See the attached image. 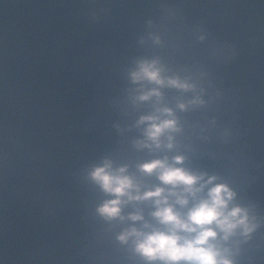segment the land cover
<instances>
[{
  "label": "clouds",
  "instance_id": "clouds-1",
  "mask_svg": "<svg viewBox=\"0 0 264 264\" xmlns=\"http://www.w3.org/2000/svg\"><path fill=\"white\" fill-rule=\"evenodd\" d=\"M134 80L147 78L157 84H163L160 78L159 70L155 68L154 63H141L139 71L132 73ZM168 83L179 88H187L189 85L172 79ZM151 95H159L158 92H152L144 95L141 99H148ZM183 108V105L180 106ZM170 114V110L164 109ZM158 117H142L141 122L149 121V127L146 129L148 139L160 144V137L166 130L175 129L174 120H163L157 123ZM171 139V137H169ZM171 147V144L168 145ZM176 163H181L183 157H175ZM141 170L151 174L159 169V180L165 185L178 186L183 185L184 191L193 197L201 192L207 185H213L216 177H209L204 180V175L193 174L183 168L168 165L166 161L154 160L142 164ZM111 166L105 163L102 167H97L91 173L92 179L100 185L107 193L116 198L106 201L98 209V213L106 219H113L120 216L122 197L127 196L129 200H147L155 199L157 210L152 214L161 224L169 227L167 232L152 231L151 233H142L136 228L121 234L118 239L126 242L129 237H136L135 251L145 260L164 261L165 264H233V261L224 254L213 241L219 233H223L222 239L227 240L235 234L237 229H242L244 235L252 232L255 225L250 224L247 211L239 206L229 208L235 193L225 184H214L208 188L207 198L201 199L194 207L189 209L186 218L175 211L173 206L167 203V198L160 199L163 188L157 187L154 191H146L142 195L133 196L131 189L135 188L132 179L122 175L125 169L121 168L119 173L110 170ZM199 184V187L195 185ZM138 192V189H137ZM175 195V193H173ZM177 203L181 206L188 204V200L183 197L177 198ZM166 206H161V205ZM133 221L141 220L138 214L130 215ZM184 232L190 235H181ZM194 234V235H191ZM142 237V238H141ZM226 251V250H225Z\"/></svg>",
  "mask_w": 264,
  "mask_h": 264
}]
</instances>
